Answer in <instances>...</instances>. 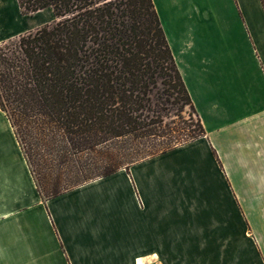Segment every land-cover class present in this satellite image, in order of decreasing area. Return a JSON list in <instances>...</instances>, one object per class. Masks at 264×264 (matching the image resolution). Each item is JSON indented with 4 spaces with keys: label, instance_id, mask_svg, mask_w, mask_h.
Masks as SVG:
<instances>
[{
    "label": "crops",
    "instance_id": "crops-1",
    "mask_svg": "<svg viewBox=\"0 0 264 264\" xmlns=\"http://www.w3.org/2000/svg\"><path fill=\"white\" fill-rule=\"evenodd\" d=\"M204 135L42 199L0 109V264H264L260 0H152ZM0 0V42L53 21Z\"/></svg>",
    "mask_w": 264,
    "mask_h": 264
},
{
    "label": "trees",
    "instance_id": "trees-1",
    "mask_svg": "<svg viewBox=\"0 0 264 264\" xmlns=\"http://www.w3.org/2000/svg\"><path fill=\"white\" fill-rule=\"evenodd\" d=\"M17 2L21 14L50 7L54 15L0 55V109L42 199L204 135L152 0ZM173 95L170 103L182 100L196 116L194 128L135 155L111 146L163 127L154 107Z\"/></svg>",
    "mask_w": 264,
    "mask_h": 264
},
{
    "label": "rangeland",
    "instance_id": "rangeland-1",
    "mask_svg": "<svg viewBox=\"0 0 264 264\" xmlns=\"http://www.w3.org/2000/svg\"><path fill=\"white\" fill-rule=\"evenodd\" d=\"M35 29L29 30V31H34ZM17 41H18V37H15V38H12L11 40H9L7 42L10 44H6L5 46H0L1 47L0 48V55H2V53H3V55H6V54H11V52H15V50H16L15 45H16ZM155 91H157V90H155ZM157 95H158V93L152 96L154 102H156V101L160 102L157 99ZM174 95L172 97L170 96V97L166 98V99H168L167 102H164L163 104L159 103V106H160L159 108L154 107L155 109H157L159 111V113H158V117L157 116H153V117L156 120L162 119L163 127L158 129L157 125H154L152 127V131H151L152 134L136 139L135 140L136 142H133L134 144H130L129 140L121 138L119 140L113 141L111 146L112 147H119L120 146L125 150L124 152H128V153L132 152L133 155H135L136 151H141L142 149H144L146 147H150V145H152L153 143H157L158 141H160L162 139V136H160V135H164L167 137H171L172 135L176 136V135H178V130L181 131V133H184V132L188 131L187 129L194 128L196 116L190 110V107L188 105L184 104V102L182 100L178 99V102L170 103V101H174L173 100ZM163 97H165V95ZM176 101H177V99H176ZM159 115H160V117H159ZM126 147H128V148L126 149ZM85 156L90 157V154L85 155ZM94 156L98 157L99 153H96ZM83 159H85V158H83ZM120 159H121L122 163H126L128 161V159L124 156ZM47 163L50 165V161L47 160Z\"/></svg>",
    "mask_w": 264,
    "mask_h": 264
}]
</instances>
